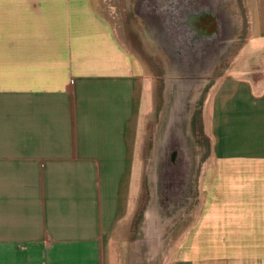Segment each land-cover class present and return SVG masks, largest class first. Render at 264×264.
<instances>
[{
  "label": "crops",
  "instance_id": "crops-1",
  "mask_svg": "<svg viewBox=\"0 0 264 264\" xmlns=\"http://www.w3.org/2000/svg\"><path fill=\"white\" fill-rule=\"evenodd\" d=\"M240 1L249 39L210 90L173 264H264V0ZM152 95L97 0H0V264H116Z\"/></svg>",
  "mask_w": 264,
  "mask_h": 264
},
{
  "label": "rangeland",
  "instance_id": "rangeland-1",
  "mask_svg": "<svg viewBox=\"0 0 264 264\" xmlns=\"http://www.w3.org/2000/svg\"><path fill=\"white\" fill-rule=\"evenodd\" d=\"M146 1L97 0L121 43L137 57L153 92L152 105L139 121L135 210L126 219L123 239L114 236L116 264H173L178 231L191 222L207 177L210 90L231 60L244 54L250 34L251 21L240 0H167L165 9L152 0L148 16L160 24L152 31ZM215 2L219 12L212 16L208 11ZM169 79L179 82L180 95ZM171 108L173 113L178 109L179 117L165 138ZM149 208L153 227L146 223Z\"/></svg>",
  "mask_w": 264,
  "mask_h": 264
},
{
  "label": "bare ground",
  "instance_id": "bare-ground-1",
  "mask_svg": "<svg viewBox=\"0 0 264 264\" xmlns=\"http://www.w3.org/2000/svg\"><path fill=\"white\" fill-rule=\"evenodd\" d=\"M159 2H161V7L163 8V9H165L166 8V5H167V0H158ZM210 3H212V1L210 2ZM210 3H208L209 4V6H213L212 4H210ZM148 5H146L145 6V8L147 7ZM211 15H212V12H213V10H211V11H208ZM214 13V12H213ZM249 27H250V25H249ZM148 31V30H147ZM148 36H146L147 38H151L152 37V35H151V33H150V31H148V34H147ZM164 41V45H167L168 43L166 42V40H163ZM167 48H168V45H167ZM169 49V48H168ZM167 49V50H168ZM225 49V47L224 48H221V51H223ZM170 50V49H169ZM175 82H176V80H172V79H169V81H168V85L171 87V89H174L175 87H177L176 88V90H177V94L178 95H180V91H179V82H177L178 84L177 85H175ZM194 82L193 81H190L189 82V85H192ZM175 112H177L178 113V109H176L175 108ZM173 113V108H171V110H169L168 111V114H167V120H169L170 118H171V115L173 114V117H174V115H177L176 113ZM152 188H153V186H152ZM197 211V210H196ZM148 213H147V216H146V223L148 224V225H150V226H155L154 224H153V219H152V217H153V215H152V211H151V208H149V210L147 211ZM151 222V223H150Z\"/></svg>",
  "mask_w": 264,
  "mask_h": 264
},
{
  "label": "flooded vegetation",
  "instance_id": "flooded-vegetation-1",
  "mask_svg": "<svg viewBox=\"0 0 264 264\" xmlns=\"http://www.w3.org/2000/svg\"><path fill=\"white\" fill-rule=\"evenodd\" d=\"M150 2H152V0H149ZM150 2H148V1H146V5H148L145 9H146V11L148 12L149 11V13H147L146 14V16H145V18H147V16L148 15H150V14H152V12H153V8H149L150 7V5L152 4V3H150ZM145 5V6H146ZM139 6V5H138ZM158 7V6H157ZM159 8V7H158ZM138 10H139V7H136V9H135V11H136V13L138 12ZM155 10H156V7H155ZM156 15V14H155ZM156 16H158V15H156ZM148 17H150V21H151V27H150V30L152 31V30H155V29H157V27H158V25H160L159 23H158V19H153L152 18V16H148ZM157 18V17H156ZM158 18H160L159 16H158ZM209 20V19H208ZM208 20H204V22H203V25H205L206 23H207V21ZM181 26V27H180ZM184 27V25L182 24V23H180L179 24V27L177 26V30H179V32L180 31H182L181 30V28H183ZM159 28V27H158ZM168 45V44H167ZM179 117V116H178ZM178 117H177V115H174V117H173V114L171 115V118L169 119V120H167V124L165 125V127H166V130H165V134H164V136H165V138H167V133L170 131V128L171 127H173L174 125H175V122H176V119H178ZM161 143H159V145H160ZM165 145H163V147H164ZM152 188V187H151Z\"/></svg>",
  "mask_w": 264,
  "mask_h": 264
},
{
  "label": "water",
  "instance_id": "water-1",
  "mask_svg": "<svg viewBox=\"0 0 264 264\" xmlns=\"http://www.w3.org/2000/svg\"><path fill=\"white\" fill-rule=\"evenodd\" d=\"M214 4H215V6H213V12L214 13L212 12V16H215L219 12L217 5H216V2Z\"/></svg>",
  "mask_w": 264,
  "mask_h": 264
}]
</instances>
